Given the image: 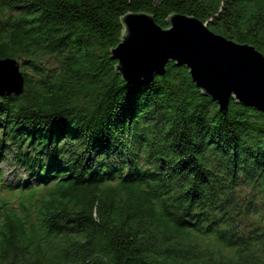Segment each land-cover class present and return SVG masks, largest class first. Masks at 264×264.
I'll use <instances>...</instances> for the list:
<instances>
[{"label": "trees", "instance_id": "trees-1", "mask_svg": "<svg viewBox=\"0 0 264 264\" xmlns=\"http://www.w3.org/2000/svg\"><path fill=\"white\" fill-rule=\"evenodd\" d=\"M127 13L264 56V0H0V60L24 80L0 97V157L27 178L0 186V264H264V114L220 113L175 63L126 84Z\"/></svg>", "mask_w": 264, "mask_h": 264}, {"label": "water", "instance_id": "water-1", "mask_svg": "<svg viewBox=\"0 0 264 264\" xmlns=\"http://www.w3.org/2000/svg\"><path fill=\"white\" fill-rule=\"evenodd\" d=\"M121 42L110 51L126 84L148 85L163 76L168 63L187 68L191 80L211 98L220 113L231 101L264 114V56L212 32L207 24L186 15H172L168 29L154 17L127 13ZM24 80L14 60H0V97L20 94Z\"/></svg>", "mask_w": 264, "mask_h": 264}, {"label": "rangeland", "instance_id": "rangeland-1", "mask_svg": "<svg viewBox=\"0 0 264 264\" xmlns=\"http://www.w3.org/2000/svg\"><path fill=\"white\" fill-rule=\"evenodd\" d=\"M3 172H4V174H6V178L7 179H9L10 181H12L13 180V176H12V174H10L11 176H7V173L9 172L8 171V167H5V166H3ZM242 196V195H241ZM243 198H245V196H242ZM241 219V218H240ZM243 222H245V220H243Z\"/></svg>", "mask_w": 264, "mask_h": 264}]
</instances>
